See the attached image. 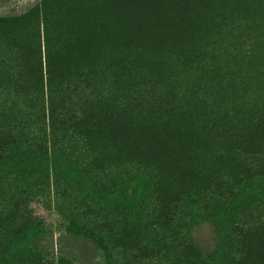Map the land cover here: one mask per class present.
<instances>
[{
  "label": "rangeland",
  "instance_id": "1",
  "mask_svg": "<svg viewBox=\"0 0 264 264\" xmlns=\"http://www.w3.org/2000/svg\"><path fill=\"white\" fill-rule=\"evenodd\" d=\"M60 48L93 77L91 95L90 88L64 94L66 109L94 99L108 120L110 107L135 120L167 105L206 128L220 118L222 130L174 140L160 160L138 143L144 139L134 143L137 153L130 150L128 131L120 134L128 140L117 157L108 149L94 160L69 138L66 156L38 159L21 146L12 149L0 160V227L41 259L14 261L0 252V264H110V254L129 264H182L181 256L157 249L164 233L150 221L156 209L151 183L160 170V192H184L178 207H184L185 235L201 255L215 252L214 259L192 264H264V0H0L1 112L22 88L14 82L28 80ZM129 54L124 69L110 67L113 57ZM42 87L37 106L44 110L56 98L45 82ZM227 131L243 137L225 139ZM247 136L253 147L243 142ZM230 146L236 152L222 151ZM175 173L185 178L179 184ZM112 181L114 190L96 187ZM236 190L247 198L246 208L235 209ZM83 194L90 205L80 202ZM34 216L44 226L24 236ZM217 216L244 222L247 232L226 230ZM108 218L127 224L116 237L119 248L109 242L112 225L101 227ZM132 222L138 229L130 235ZM136 241L139 252L122 251Z\"/></svg>",
  "mask_w": 264,
  "mask_h": 264
},
{
  "label": "trees",
  "instance_id": "2",
  "mask_svg": "<svg viewBox=\"0 0 264 264\" xmlns=\"http://www.w3.org/2000/svg\"><path fill=\"white\" fill-rule=\"evenodd\" d=\"M62 49L63 48H60L56 51L55 60L51 61L46 57L43 68L40 62V64H36L33 67V72H30L28 80L22 81L21 84L14 82V85H18L17 87L22 88L20 91H16L17 94L13 93L15 94L12 95L13 98L8 100L7 106L3 108L2 112L0 111V160L8 159L9 152L14 148L17 149L19 146L23 147L24 150L26 149L29 155L38 159L54 155L58 152L61 153L60 155L64 154L66 156L70 148V146L68 147L65 145V140L67 138L71 140V143L76 144L80 150L90 154L89 157L94 158V160L99 159L98 157H103L104 150L108 149H110V157H117L118 152L124 147L123 143L128 140L127 136H124V138L120 137V134H123L124 131L131 132L130 141L132 147L129 148L130 150L135 152L136 146H133L134 143L137 142L138 139H144L143 141L145 143L140 141H138V143L141 145L144 144V149L146 152L152 154L151 157L160 160V156L167 155L166 152H168V154L172 152L173 147H171V144L174 140L185 142L192 140L194 137L201 138L199 134L207 136L210 131L215 132L218 131V129L222 130L221 125L223 122H221L220 118H216V120L206 128V123L200 122L197 124V122H194L191 115L182 116L174 107L167 105L162 107L156 104V107H151L152 112L149 116H146L145 119H139L138 117V119L135 120H132L129 113L115 112L112 107H110V120H108L109 117L106 109L102 107L101 103H98V101L94 99L85 101L84 108L76 110L66 109L64 106L66 95L65 98H63L64 94L80 91L81 88H90L88 95H91V92H93L91 91L93 89L91 79L93 77L89 78L87 76L89 73L82 71L71 59L66 58L65 52ZM113 59L114 60H110V67L116 70H122L131 62V55H116ZM44 82L47 89L46 92L52 89L49 94H54L56 102L51 99L47 100L46 102L48 105L43 110L42 106L41 108L37 106V100L40 93L43 91L42 85H44ZM58 97H62L63 99L58 101ZM75 119H81L80 121L82 122L80 123L79 120L76 122ZM226 133L228 135L225 139L232 141L243 137L241 135H236L233 131L231 133L227 131ZM157 134L159 136H157ZM99 136L102 137V139H100ZM153 136L154 139L151 138ZM243 142L253 147V142H251L248 136ZM139 148L141 150V146ZM222 151L236 152V148L233 149V147L230 146ZM242 168L247 170L245 165H242ZM156 176L158 180L151 183L152 188L155 189L154 203L156 209L152 213L150 221L151 225H157L158 229L164 233V237L158 239L157 249L164 250L167 253L171 252L175 255L176 259L181 256L182 264H192V261L194 262L197 260L198 262L202 259L206 261L214 259L215 252L201 255L200 251L185 235V231L188 228L187 221L180 217L181 213L184 212V207L181 209L178 207V203L183 200L182 197L184 196V192L178 189L176 192H171L172 197L166 192H160L162 188L160 184L162 180V170L156 173ZM183 179H185L183 174L177 175L175 173V184H179ZM182 186L183 188H187L186 184ZM96 187L100 190H114L116 185L115 182L112 181L106 184H98ZM142 187H144V185ZM236 191L237 192H235L232 197V203H234L235 209L241 207L246 208L247 205H245V203H248L247 198H244L239 193V190ZM80 202L84 203L86 206L92 203L91 199L86 194L80 197ZM16 208L17 207L13 208L14 210L11 212L12 215L16 214ZM20 215L21 214H16L15 216L19 218ZM218 219L226 230L238 232V234L247 232V229L244 228V222L239 223L238 220L233 219L229 221L222 217H218ZM3 220L4 215H0V223H2ZM106 220L101 224V227L102 229L107 228L106 231H110V225H112L114 233L109 242L112 248H119V245L116 244V237L119 236L118 234L123 233L127 224H111L110 218ZM32 221L34 223L25 226L24 229L26 230L21 234L24 236L28 234V228L33 229L35 227V229H38V226H44L43 222L35 216ZM72 224L74 223L72 222ZM128 227V229H130V235H133V230L138 229L137 225L133 222L132 224H128ZM95 228H100V226H95ZM89 232H91L93 239L102 241L101 238L97 237V234L93 233V229L89 230ZM17 235L18 234H16L14 238L8 237L0 227V252L2 255L11 257L14 261L30 256L38 262L37 260L41 259L40 255L31 254L30 250L26 247H22L21 242L23 240ZM133 241H135V239H133ZM132 244L131 242L128 248L122 247V251L131 254L137 253L142 249L139 242L136 241L135 244ZM220 259L225 262L222 258ZM110 264L129 263L119 261L115 259L113 254H110ZM168 264L179 263L178 261H171Z\"/></svg>",
  "mask_w": 264,
  "mask_h": 264
}]
</instances>
